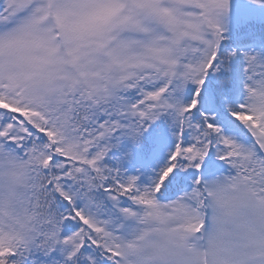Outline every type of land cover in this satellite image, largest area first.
<instances>
[{
	"label": "snow or ice",
	"instance_id": "1",
	"mask_svg": "<svg viewBox=\"0 0 264 264\" xmlns=\"http://www.w3.org/2000/svg\"><path fill=\"white\" fill-rule=\"evenodd\" d=\"M0 264H264V0H0Z\"/></svg>",
	"mask_w": 264,
	"mask_h": 264
}]
</instances>
